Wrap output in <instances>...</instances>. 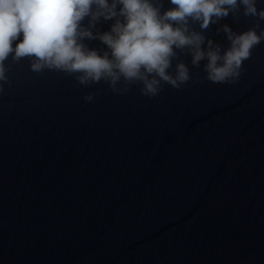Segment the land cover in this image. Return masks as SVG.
<instances>
[{"label": "water", "instance_id": "water-1", "mask_svg": "<svg viewBox=\"0 0 264 264\" xmlns=\"http://www.w3.org/2000/svg\"><path fill=\"white\" fill-rule=\"evenodd\" d=\"M257 19L241 5L203 31L223 53L217 29L241 34ZM180 59L192 78L152 98L141 84L115 94L103 80L5 61L0 264H264V40L231 84L202 79L206 60Z\"/></svg>", "mask_w": 264, "mask_h": 264}, {"label": "clouds", "instance_id": "clouds-1", "mask_svg": "<svg viewBox=\"0 0 264 264\" xmlns=\"http://www.w3.org/2000/svg\"><path fill=\"white\" fill-rule=\"evenodd\" d=\"M170 2L174 7L161 13L162 0H0V82L10 84L5 66L9 57L14 62L29 58L30 69L36 73L63 72L80 85L103 80L121 95L141 84V94L152 98L163 90V84L179 89L192 78L181 54H190L197 68L207 61L202 79L221 84L238 81L244 61L264 40V29L256 31L264 20V10L257 9L256 0ZM241 5L243 15L256 17L257 22L241 34L226 24L217 29L230 42L222 53V45L207 38L203 30L230 13L239 18ZM86 18H90L87 26L83 24ZM101 18H115L109 31H93ZM190 22L199 23L202 31L193 30ZM97 39L107 50L85 43ZM206 41V48L202 47ZM99 94V90L90 93L84 100L91 102Z\"/></svg>", "mask_w": 264, "mask_h": 264}]
</instances>
